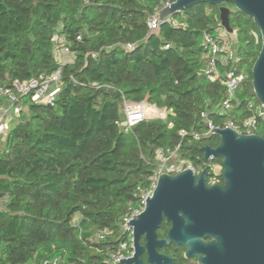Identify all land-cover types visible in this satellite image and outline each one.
Segmentation results:
<instances>
[{
	"label": "trees",
	"instance_id": "16d2710c",
	"mask_svg": "<svg viewBox=\"0 0 264 264\" xmlns=\"http://www.w3.org/2000/svg\"><path fill=\"white\" fill-rule=\"evenodd\" d=\"M161 4L0 0V82H25L59 69L64 78L54 106L26 103L2 141L0 264H39L55 254L64 257L61 264H111L110 255L127 238L124 215L151 189L158 149L180 146L198 168L222 164L221 157L204 159V146L216 147L220 137L206 134L202 113L220 127L256 115V133L264 136V117L248 106L261 104L252 68L262 35L253 18L223 4L231 8L237 68L248 72L233 111L225 113L220 106L226 86L205 75L202 45L203 34L219 24L220 5L194 4L177 14L178 26L163 22L152 31L148 18ZM57 37L64 38L72 61L57 60ZM128 43L134 48L126 49ZM125 101L147 102L168 115L126 131L119 124ZM181 130L188 134L181 136ZM169 226L164 222L160 238ZM104 228L113 233L93 239ZM159 251L174 264H198L185 257L183 246L172 243Z\"/></svg>",
	"mask_w": 264,
	"mask_h": 264
},
{
	"label": "water",
	"instance_id": "95a60500",
	"mask_svg": "<svg viewBox=\"0 0 264 264\" xmlns=\"http://www.w3.org/2000/svg\"><path fill=\"white\" fill-rule=\"evenodd\" d=\"M198 3L220 5L222 25L230 33H234L231 8L223 4L253 18L262 48L252 68V82L264 106V0H176L160 17ZM213 134L220 143L204 146V159L222 158L223 183H208L207 167L199 175L192 169L159 175L144 209L127 220L133 228L135 253L121 258L122 264H174L171 256L159 251L172 243L183 246L185 257L198 264H264V136L229 127L213 128ZM164 220L170 227L160 238Z\"/></svg>",
	"mask_w": 264,
	"mask_h": 264
},
{
	"label": "built area",
	"instance_id": "2783aa9c",
	"mask_svg": "<svg viewBox=\"0 0 264 264\" xmlns=\"http://www.w3.org/2000/svg\"><path fill=\"white\" fill-rule=\"evenodd\" d=\"M176 0H162L161 7L157 12L148 18V25L152 31H155L163 22H168L172 26H178L180 20L177 14H182L184 10H179L176 14L169 15L165 18L160 17L162 10L175 2ZM219 24L215 27L213 32H205L202 37V45L206 50V67L204 70L205 75L212 81H219L226 86V95L222 100L220 109L222 112L231 113L234 109V100L236 93L240 89L244 80L248 78L246 70L239 71L237 68L239 56L234 46V41L222 25L219 15L216 16ZM59 43L56 50V58L58 61L63 62L62 53H70V49L64 45V38L57 37ZM125 48L131 50L134 44L128 43ZM64 84L62 69L54 71L50 74H41L25 82L14 81L11 85H3L0 82V142L4 140L10 130L11 123L17 119L24 109L26 103L44 104L47 106H54L57 94ZM249 109H255L259 116L264 117V106L262 103L256 105L253 101L248 103ZM151 111H150V110ZM160 108L156 105L147 102H132L125 101L123 112L124 119L119 124L126 130H132L138 123L150 118L152 113H156ZM166 110V109H164ZM167 111V110H166ZM206 120L208 127V135H212L213 128L216 126L211 120L208 119L206 113H202ZM233 128L239 133L252 134L256 133L258 129V118L256 115L242 118L238 121L229 119L225 126ZM181 136H186V130L180 131ZM193 137L198 139L200 135L193 133ZM215 157H211L213 160ZM157 168L150 176L151 189L141 195L140 200L135 205H131L129 211L124 215L122 220V228L127 234V238L123 240L116 252H113L108 262L111 264H122L121 258H130L134 256V235L133 228L127 223V220L138 217L140 211L145 207V197L152 194L159 175L163 173L177 174L186 169H192L199 175L203 168H198L191 160L182 156L180 146L160 148L156 152ZM210 167V168H209ZM208 183H221L223 165L219 163H210ZM113 233L111 228H104L97 230L93 239L98 241L105 240ZM55 249V247H53ZM64 262V257L60 254H55L51 257L47 256L41 259L39 264H61Z\"/></svg>",
	"mask_w": 264,
	"mask_h": 264
},
{
	"label": "rangeland",
	"instance_id": "374dc122",
	"mask_svg": "<svg viewBox=\"0 0 264 264\" xmlns=\"http://www.w3.org/2000/svg\"><path fill=\"white\" fill-rule=\"evenodd\" d=\"M231 38L234 41V46L237 48L236 32H234V33L231 34ZM167 115H168V112L166 110L159 109L156 113H152V115H150L151 116L150 118H153V119H156V118L166 119ZM11 125H12V123H11ZM2 141L0 142V147L3 146V142ZM79 219H80V216L79 215H76L75 216V221H78Z\"/></svg>",
	"mask_w": 264,
	"mask_h": 264
},
{
	"label": "crops",
	"instance_id": "0c3cea01",
	"mask_svg": "<svg viewBox=\"0 0 264 264\" xmlns=\"http://www.w3.org/2000/svg\"><path fill=\"white\" fill-rule=\"evenodd\" d=\"M62 59H63V62H70V61H72V55L63 52V53H62ZM149 110H150V109H149ZM150 111H151V110H150Z\"/></svg>",
	"mask_w": 264,
	"mask_h": 264
},
{
	"label": "flooded vegetation",
	"instance_id": "af4514ba",
	"mask_svg": "<svg viewBox=\"0 0 264 264\" xmlns=\"http://www.w3.org/2000/svg\"><path fill=\"white\" fill-rule=\"evenodd\" d=\"M221 183H223V179H221ZM164 222H167L166 220L163 221L162 225L164 224ZM170 227V226H169ZM161 229V227L158 229V231ZM169 229V228H168ZM142 243H144V239L142 238ZM143 257L146 258V254H143ZM195 261H197L196 259H194Z\"/></svg>",
	"mask_w": 264,
	"mask_h": 264
}]
</instances>
